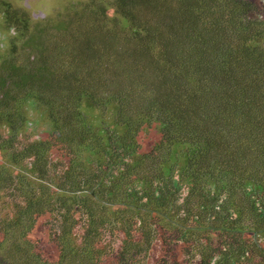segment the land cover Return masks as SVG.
<instances>
[{"label": "trees", "instance_id": "obj_1", "mask_svg": "<svg viewBox=\"0 0 264 264\" xmlns=\"http://www.w3.org/2000/svg\"><path fill=\"white\" fill-rule=\"evenodd\" d=\"M72 7L102 22L101 50L98 28L71 16V25L37 20L27 34L34 19L22 10L6 13L17 29L8 55L0 56V205L1 192L11 189L23 196L17 209L30 217L41 199L34 181L41 178L68 211H91L104 199L108 207L121 205L119 213L133 207L111 264H148L155 217L179 232L211 229L213 237L235 239V254L225 252L228 243L201 253L200 263L223 254L217 264H243L251 258L244 251L247 233L250 245L264 252V0H77ZM51 28L66 36L55 40ZM23 37L18 49L29 50L26 61L16 54ZM40 105L52 126L18 149L14 138L27 126L25 107ZM146 124L160 135L151 151L137 139ZM56 160L64 182L50 185L45 179L54 180L49 167ZM208 170L216 177L191 186L177 203L178 181L198 185ZM21 217L0 216V264H54L32 239L35 217L22 236L8 240ZM189 218L194 225H186ZM65 232L57 237V256L76 258L64 246ZM97 257L83 264L106 260ZM161 259L155 264H165Z\"/></svg>", "mask_w": 264, "mask_h": 264}, {"label": "rangeland", "instance_id": "obj_2", "mask_svg": "<svg viewBox=\"0 0 264 264\" xmlns=\"http://www.w3.org/2000/svg\"><path fill=\"white\" fill-rule=\"evenodd\" d=\"M76 3L77 0H0V56L8 55V52L10 51L11 37L16 33L17 27L13 19L6 18V13H8V11L12 12L13 10H22L26 12L25 15L28 18L34 19L32 21V26H29L27 29V34H29L34 28L35 21L45 19L46 17H52L55 21H63L64 19L69 21L71 16L72 21L81 23L86 28L91 26L92 28L97 27L98 29L95 33V39L98 44L96 47L101 50L103 47L100 42L102 22H99L98 20L89 21L87 15H82L86 14L83 12L82 14H77L78 8H70V6H73ZM67 5L69 6L68 9H66ZM106 12L109 16L112 15L113 8H108ZM76 15L81 17V19L75 21ZM69 22H67L68 25ZM83 26L81 27L84 28ZM50 32L53 33L55 40L60 37L61 34L65 35L63 32L60 34L54 28H51ZM18 39L19 38L16 39V47L18 50L16 54L19 58L25 60V57L27 59L28 50H24L25 53H23L21 50L22 47L21 49H18V47L22 46L24 37ZM25 109L28 112L27 126L23 123L20 132L16 138H14L13 146H19L18 149H21V146L25 143H30V140L35 138L36 135H40L52 126V119L45 106H26ZM113 113H116V110L112 109L110 115ZM95 115L99 116L97 113H95ZM4 127V125H0V132L3 134ZM149 128L151 127L146 124L140 128L137 134L139 147L143 151H151L160 137L158 131ZM0 162L2 163L4 160L0 158ZM5 164L8 163L6 162ZM61 165L62 164H60L58 160L52 162L49 167L50 173L53 174V176H56L52 181L51 179H45V183H51L50 185H54L52 183H55L56 185L63 184L64 179L60 180V175H62L61 173L63 172V170H61ZM202 175L204 177H202L203 179H201V183L198 185L189 182L181 184V181H178L177 185L179 186V190L177 192V203L182 205L183 201L187 198L191 186L198 189L203 185L204 179L216 177L215 174L212 173V170H208L207 173ZM36 176H38V171L36 172ZM38 181L40 184L36 181L34 182L36 190H39L40 192L39 196L41 199L33 205V212L30 217L26 214L25 210H18L15 205V203H21L23 201V196L20 193H13L11 189L1 192L3 197L1 198L2 206L0 205V216L12 217L16 213L21 214L22 216L18 226H11L12 232L10 233L9 231L8 240L11 242L14 236L15 238L22 236L23 230L25 229L24 226L35 217L33 229V236L35 238L32 239H37L39 241L37 249L48 255L50 261H55L54 264H83L84 259L88 262L92 258V255L95 254L96 256L98 255V257L100 256V260L103 259L104 256L106 258L103 262L96 264H111V261H113L111 252L115 253L121 249L122 242L127 237L126 231L131 223L129 218L133 213H136L135 209L130 206L129 209L131 210H128L127 213H119L117 209L121 207V205L109 204L108 207L107 202L104 199L103 204L100 201L96 204L95 209H92L91 211H80L79 209H76V206L68 211V208L64 206L61 197L51 189L47 188L45 184L41 185L44 183L41 178H39ZM186 181L187 179H184V182ZM250 190L247 189V192ZM196 201L197 200L193 198L189 202L194 212L198 211ZM36 209H38V213L35 212ZM41 210L43 212L40 213ZM181 211L182 214L179 212L178 217H183L184 212L183 210ZM38 219H40V221H38ZM162 221H159L158 217L151 220V222L155 223L152 224L154 227V237L150 249L154 248L155 252L152 255V258L147 260L148 264L164 262L162 259L161 261L158 260L161 256L165 258V264H180L181 262L184 264H206L200 263L201 253L209 255L213 253V250L219 249L218 252L222 251L223 249H226L225 246L228 243H232V245L227 248L225 252L229 254L236 253V243H233L235 239L231 238L226 233H221V236L213 237L211 229L209 231H198L194 228L184 230L181 227V232H179L174 226L173 228L172 226H169L168 223ZM186 225H194L191 218L187 219ZM62 228H64V231L66 230L65 233L68 236L67 239L69 243L64 246L67 249H70L74 253L72 256L76 258H71L69 256L59 258L57 256V254L60 253L59 249L61 248L57 237L64 233V231L62 232ZM3 229L5 231L7 228L3 225ZM190 231H192V234L189 233ZM178 232L185 233L184 237L189 240H185L186 242L180 240ZM251 236V233H247L244 246V251L250 252L251 258L244 260L243 264H264V252L260 253L258 249L250 245ZM3 240V238L0 239V241ZM259 241L264 244V238H260ZM197 242L199 243L197 244ZM186 251L189 252L188 257ZM222 255L223 254H220L219 256L214 257L209 264H217V259L220 257L221 260L223 257ZM186 257L187 259H185ZM33 264L36 263L33 262ZM221 264L223 263L221 262Z\"/></svg>", "mask_w": 264, "mask_h": 264}, {"label": "bare ground", "instance_id": "obj_3", "mask_svg": "<svg viewBox=\"0 0 264 264\" xmlns=\"http://www.w3.org/2000/svg\"><path fill=\"white\" fill-rule=\"evenodd\" d=\"M47 13V12H46ZM31 16V15H30ZM51 38V37H50ZM68 38V37H67ZM47 46V45H46ZM29 51V50H28ZM27 53V52H26ZM26 56V55H25ZM26 61V60H25ZM18 62V61H17ZM35 62V61H34ZM21 63V62H20ZM24 64V63H23ZM28 64H30V63H28ZM22 65V64H21ZM25 70V69H24ZM16 78V77H15ZM38 89V88H37ZM33 108V107H32ZM62 109V108H61ZM69 111V110H68ZM74 112V111H73ZM32 113V112H31ZM77 113V112H76ZM68 116V115H67ZM66 116V117H67ZM71 116V115H70ZM77 117H78V115H77ZM69 118V117H68ZM57 120V119H56ZM72 121V120H71ZM70 124V123H69Z\"/></svg>", "mask_w": 264, "mask_h": 264}]
</instances>
